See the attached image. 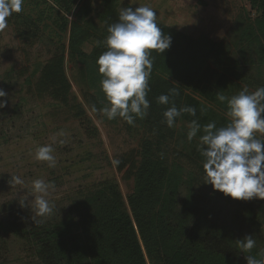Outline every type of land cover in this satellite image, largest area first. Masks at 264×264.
Segmentation results:
<instances>
[{"label":"trees","instance_id":"obj_1","mask_svg":"<svg viewBox=\"0 0 264 264\" xmlns=\"http://www.w3.org/2000/svg\"><path fill=\"white\" fill-rule=\"evenodd\" d=\"M42 1L50 2L55 16L63 12L59 30L67 33V45H61L59 54L40 67L34 92L52 99L83 122L86 112L66 76L65 54L81 65V75L95 94V106L106 103L96 60L107 50V27L118 20L121 0H99L96 8L88 0L80 4L77 0ZM245 3L248 14L255 17L249 20L245 15L238 22L229 45L203 34H184L157 21L162 33L171 37V45L163 54L150 50L153 66L146 97L150 107L146 117H137V123L155 117L163 125L156 135L165 139L163 130L172 127L163 122V112L174 102L178 109H196V116L183 113L175 123L197 120L203 135V125L214 121L221 127L226 122L214 119L189 91L226 113V102H220L218 94L230 97V91L238 87L235 81L255 90L264 86V0ZM92 12L96 22L90 17ZM68 15L72 16L69 21ZM21 22L33 24L24 16ZM90 41L93 46L86 53L83 47ZM171 88H176L179 95L170 97L169 105L158 104L156 98ZM160 146L154 150L145 143L138 158L120 159L118 172H123L125 182L132 181V190L125 197L117 186L104 184L79 194L69 212L38 217V224L20 218L0 222V241L1 234L23 239L32 251L34 264H246L244 255L259 258L261 243L254 234L259 224L247 201L235 200L218 190L208 198L194 196L191 190L195 178L178 164H168ZM218 205L230 214L222 216ZM249 234L256 246L250 253H242L236 240Z\"/></svg>","mask_w":264,"mask_h":264},{"label":"rangeland","instance_id":"obj_2","mask_svg":"<svg viewBox=\"0 0 264 264\" xmlns=\"http://www.w3.org/2000/svg\"><path fill=\"white\" fill-rule=\"evenodd\" d=\"M77 2L80 4L81 0ZM88 2L94 8L99 4V0ZM49 3L23 0L22 11L13 12L7 18V27L0 30V89L7 94L0 98L5 101V107L0 108V222L14 218L32 221L33 212L29 202L34 197L27 196L25 207L20 206L19 200L30 192L31 181L37 178L55 185L46 197L55 205L51 214L69 212L72 201L79 194L93 191L104 184L117 186L125 197L132 190V181L123 180V172H118L112 160L138 158L139 150L145 143L154 150L161 144L160 150L167 163L178 164L185 174L187 172L195 178L191 190L194 196L208 198L212 192H216L210 184L204 183L203 157L197 151L201 136L199 132L189 142V123L180 120L172 130H163L165 139H161L156 134L163 125L155 117L142 124L137 123L136 118L134 124L130 125L122 118L109 120L99 111H92L95 105L93 89L88 88L81 75V65L71 61L67 53L66 76L77 100L85 109V121L77 120L52 99L35 94L40 67L59 54L61 45H67V33L59 30L64 14L59 11V15L55 16ZM135 3L121 0L119 10L122 7L135 9L139 5H148L157 12L158 22L184 34H203L226 45L231 44L238 22L244 20L245 15L249 20L255 17L254 13L248 14L245 0H135ZM75 8L74 13L77 6ZM94 14L92 12L90 17L96 22ZM22 16L33 24L22 23ZM67 19L71 20L72 16L68 15ZM92 46L93 42L90 41L83 49L88 53ZM231 49L237 57L236 50ZM250 72L254 75V71ZM235 82L238 87L230 91V97L244 87L250 92L255 91L253 87ZM189 94L199 100L214 119L229 122L230 118L214 103L204 101L191 91ZM106 103L96 108L100 109ZM61 131L64 133L62 136L59 135ZM46 144H51L55 149L54 168L48 167L47 162L34 159L36 147ZM13 175H19L25 184L12 185L10 180ZM185 194L186 191L182 197ZM247 204L259 224L254 234L260 240L261 251H264V199L254 197L247 200ZM217 207L222 216H228L231 212L225 207ZM1 235L0 264H34L32 251L23 239Z\"/></svg>","mask_w":264,"mask_h":264},{"label":"clouds","instance_id":"obj_3","mask_svg":"<svg viewBox=\"0 0 264 264\" xmlns=\"http://www.w3.org/2000/svg\"><path fill=\"white\" fill-rule=\"evenodd\" d=\"M129 2L136 4L135 0ZM22 5L23 0H0V30L7 27V18L13 12L22 11ZM157 16V12L148 5H139L135 9L122 7L118 20L108 25L104 41L107 50L96 60L98 72L102 74L101 91L107 103L100 109L93 105L92 111H99L109 120L122 118L130 125L137 117L147 116L150 102L146 97L150 91L148 82L153 66L150 50L163 54L171 45V37L162 33ZM6 95L0 89V98ZM178 95L179 91L171 88L167 94L156 98L157 103L169 105L170 97ZM218 100L226 102V116L230 119L221 127H217L214 121L203 125L197 151L203 157L204 183L235 200L264 199V86L252 92L244 87L231 97L218 94ZM4 107L5 101L0 99V108ZM183 113L196 116V109L191 106L178 109L172 102L163 112V122L170 128L174 127L176 118ZM201 127L197 120L189 123V142ZM63 134L62 131L59 133ZM54 151L51 144L37 146L34 159L47 162L48 167L54 168ZM120 163L118 159L112 160L113 166ZM10 183L24 185L25 181L19 175H13ZM54 188L53 182L37 178L31 181L30 192L20 198V206L25 207L27 196L34 197L29 203L35 224L40 223L37 217L52 213L55 205L46 197ZM255 246L252 234L236 240V247L242 253H250ZM257 256L259 258L244 255L246 264H264V251Z\"/></svg>","mask_w":264,"mask_h":264}]
</instances>
